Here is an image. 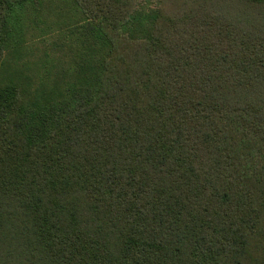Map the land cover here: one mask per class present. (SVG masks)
<instances>
[{
    "label": "trees",
    "instance_id": "trees-1",
    "mask_svg": "<svg viewBox=\"0 0 264 264\" xmlns=\"http://www.w3.org/2000/svg\"><path fill=\"white\" fill-rule=\"evenodd\" d=\"M72 1L55 72L0 0V264H264V0Z\"/></svg>",
    "mask_w": 264,
    "mask_h": 264
},
{
    "label": "rangeland",
    "instance_id": "rangeland-1",
    "mask_svg": "<svg viewBox=\"0 0 264 264\" xmlns=\"http://www.w3.org/2000/svg\"><path fill=\"white\" fill-rule=\"evenodd\" d=\"M43 2L42 7L37 6V10L31 15V23L33 28L27 32L31 40L29 46L26 47L24 55L20 59H14V63L26 64L31 69H36L33 65L35 62L41 61L42 57L46 54L50 56H61L63 52L66 54L64 61L60 64V59L55 66V72H63L64 68H68L69 63H65L70 57V50L63 49L65 40L63 41L64 32L68 26L80 21L81 17L73 9V1L69 0L66 4L62 0H41ZM39 7V11H38ZM72 8V9H71ZM65 65V66H63ZM54 70V69H53ZM37 73L27 72V76L38 78ZM44 73H40L43 75Z\"/></svg>",
    "mask_w": 264,
    "mask_h": 264
}]
</instances>
